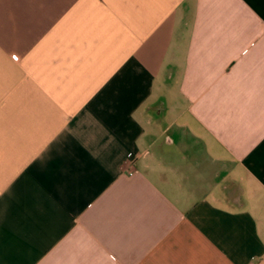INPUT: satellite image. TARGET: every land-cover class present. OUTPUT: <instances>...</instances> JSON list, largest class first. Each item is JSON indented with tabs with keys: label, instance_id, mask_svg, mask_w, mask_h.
Listing matches in <instances>:
<instances>
[{
	"label": "crops",
	"instance_id": "0c3cea01",
	"mask_svg": "<svg viewBox=\"0 0 264 264\" xmlns=\"http://www.w3.org/2000/svg\"><path fill=\"white\" fill-rule=\"evenodd\" d=\"M0 264H264V0H0Z\"/></svg>",
	"mask_w": 264,
	"mask_h": 264
}]
</instances>
